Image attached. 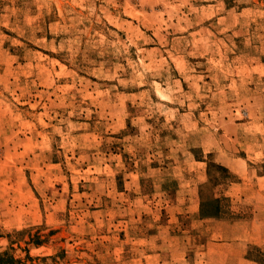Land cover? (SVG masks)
<instances>
[{"label": "rangeland", "instance_id": "1", "mask_svg": "<svg viewBox=\"0 0 264 264\" xmlns=\"http://www.w3.org/2000/svg\"><path fill=\"white\" fill-rule=\"evenodd\" d=\"M258 176L264 0H0V255L264 264Z\"/></svg>", "mask_w": 264, "mask_h": 264}, {"label": "trees", "instance_id": "2", "mask_svg": "<svg viewBox=\"0 0 264 264\" xmlns=\"http://www.w3.org/2000/svg\"><path fill=\"white\" fill-rule=\"evenodd\" d=\"M217 169L221 172L224 173L225 175V179H228V172L226 170L225 167L219 165V164H215L214 162H207V172L209 174V171L211 169ZM216 203H218L217 199H213L211 198L210 200H206V201H201L200 204V213L199 216L201 219H217L219 216L218 212H213V211H206V208L208 205L210 206H214L216 205ZM216 207V206H215ZM42 243H44L43 240H40L39 236H36L33 240H31V245L32 246H40ZM20 262L15 260L14 258L10 257L7 255V253H3L0 255V264H19Z\"/></svg>", "mask_w": 264, "mask_h": 264}, {"label": "crops", "instance_id": "3", "mask_svg": "<svg viewBox=\"0 0 264 264\" xmlns=\"http://www.w3.org/2000/svg\"><path fill=\"white\" fill-rule=\"evenodd\" d=\"M236 138V137H235ZM241 161V159H238ZM246 159H244V161H242L245 164V167H243L239 162H236L235 164L229 166L230 171L234 174V173H238V172H246L247 168H246ZM256 181H257V185L259 182H264V176H258L255 177ZM244 184V182H236V183H232V186L235 185H240V184ZM165 245V244H162ZM170 247V244H169ZM179 249V246H178ZM157 250H160L161 252H158ZM162 250L163 248H156V250H154L153 253L148 254V258L151 260V262L149 264H171L168 261L170 260H175L176 257L172 256L176 253V251H172L168 248L167 252H165V254H162ZM169 251L173 252L174 254H171ZM169 252V255H168ZM180 253V250L178 251ZM179 264V263H178Z\"/></svg>", "mask_w": 264, "mask_h": 264}]
</instances>
